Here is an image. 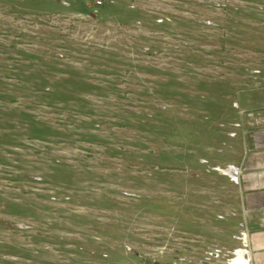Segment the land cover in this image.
<instances>
[{
	"label": "rangeland",
	"instance_id": "374dc122",
	"mask_svg": "<svg viewBox=\"0 0 264 264\" xmlns=\"http://www.w3.org/2000/svg\"><path fill=\"white\" fill-rule=\"evenodd\" d=\"M262 89L264 0H0V264L235 261Z\"/></svg>",
	"mask_w": 264,
	"mask_h": 264
},
{
	"label": "crops",
	"instance_id": "0c3cea01",
	"mask_svg": "<svg viewBox=\"0 0 264 264\" xmlns=\"http://www.w3.org/2000/svg\"><path fill=\"white\" fill-rule=\"evenodd\" d=\"M239 103L242 114L240 122L234 124L232 142H241L240 158L222 170L230 178L234 200L235 213L229 214L228 220L234 223L231 229L248 233V264H264V89L246 93ZM217 180L222 181L220 177ZM221 192L218 190V195ZM217 202L215 211L219 209ZM210 222L216 224L212 218Z\"/></svg>",
	"mask_w": 264,
	"mask_h": 264
},
{
	"label": "bare ground",
	"instance_id": "6f19581e",
	"mask_svg": "<svg viewBox=\"0 0 264 264\" xmlns=\"http://www.w3.org/2000/svg\"><path fill=\"white\" fill-rule=\"evenodd\" d=\"M230 175H235V171H230L228 172ZM248 255V251L246 250H242V251H239L237 252V259H235V261L229 263V264H244V263H247L249 262L248 259H247V255ZM249 257V255H248Z\"/></svg>",
	"mask_w": 264,
	"mask_h": 264
},
{
	"label": "built area",
	"instance_id": "2783aa9c",
	"mask_svg": "<svg viewBox=\"0 0 264 264\" xmlns=\"http://www.w3.org/2000/svg\"><path fill=\"white\" fill-rule=\"evenodd\" d=\"M237 239L242 242L243 249L248 251V233L246 231H241Z\"/></svg>",
	"mask_w": 264,
	"mask_h": 264
}]
</instances>
